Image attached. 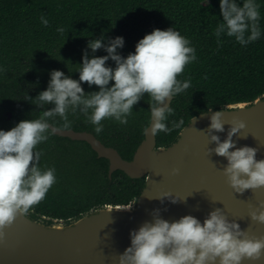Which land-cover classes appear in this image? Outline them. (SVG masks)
I'll list each match as a JSON object with an SVG mask.
<instances>
[{"label":"trees","instance_id":"1","mask_svg":"<svg viewBox=\"0 0 264 264\" xmlns=\"http://www.w3.org/2000/svg\"><path fill=\"white\" fill-rule=\"evenodd\" d=\"M257 3L262 35L241 46L226 34L217 42L215 30L223 20L220 0H0V66L5 69L0 72V129L38 118L52 107L33 103L47 89L52 70L78 79L85 51L90 57L107 55L104 48L93 53L90 40L103 35L107 43L122 36L124 47L118 51L126 57L147 33L173 27L190 39L197 59L178 76L190 79L191 87L171 102L174 114L168 118L169 127L181 117L184 125L170 134H157V145L169 146L193 116L264 94V0ZM42 15L48 26L41 23ZM60 27L63 34L57 31ZM108 63L114 66L111 60ZM82 87L86 94L99 90L87 82ZM150 103L145 93L126 125L108 118L99 134L79 109L69 112L70 127L63 128L59 117L56 126L91 131L131 159L150 123ZM37 149L42 152L41 168H55L57 177L46 197L27 213L37 220L47 217L49 223L69 224L101 208L131 204L145 184V178L133 179L122 170L110 177L109 159L99 157L84 140L53 134Z\"/></svg>","mask_w":264,"mask_h":264},{"label":"clouds","instance_id":"2","mask_svg":"<svg viewBox=\"0 0 264 264\" xmlns=\"http://www.w3.org/2000/svg\"><path fill=\"white\" fill-rule=\"evenodd\" d=\"M259 9L257 0H220L223 20L215 30L218 44L224 34L234 37L241 46L257 41L262 35ZM40 20L48 26L45 16ZM57 31L63 34L65 29L60 27ZM124 43L122 36L107 43L103 35L90 40L88 48L93 53L104 48L107 55L90 57L85 51L78 79L62 70H52L47 89L33 101L38 107H52L40 112L38 118L20 120L9 130L0 129V239L5 236L4 228L17 215L27 214L39 204L56 183L55 168H41L42 152L37 146L57 132V117L63 121L62 127L68 128L69 112L79 109L99 134L105 119L126 125L133 106L147 93L153 136L160 132L170 134L184 125L181 117L171 121L169 127L168 118L174 110L166 101L191 87L190 79H178L185 67L197 59L190 39L173 27L156 28L141 38L135 51L126 57L118 51ZM4 71L0 66V72ZM84 82L89 87L98 86L99 90L86 94ZM223 115V110L211 115L208 133L210 141L216 144L214 152L227 158L223 172L230 185L239 192L264 186V159H257L258 149L248 145L236 147L233 140L246 127L245 122L233 120L227 138L222 141L213 133L224 131L227 121ZM250 215L264 223V210H253ZM130 236L131 244L120 255V264H242L245 258L257 259L264 251V238H250L239 223L229 220L220 209L212 211L203 222L191 214L169 221L161 218L157 210L154 221L132 230Z\"/></svg>","mask_w":264,"mask_h":264},{"label":"water","instance_id":"3","mask_svg":"<svg viewBox=\"0 0 264 264\" xmlns=\"http://www.w3.org/2000/svg\"><path fill=\"white\" fill-rule=\"evenodd\" d=\"M173 98L166 102L171 105ZM222 110L227 121L224 131L213 133L222 141L227 138L231 122L243 120L246 127L233 136L235 146L256 147L257 159H264V94L251 102L211 108L193 116L169 146L157 145V135L150 132V121L131 159H125L91 131L57 127L55 134L87 141L99 157L109 159L110 177L114 171L122 170L133 179L145 178V184L128 204L133 206L129 214L119 212L120 205L108 206L69 224L17 215L3 230L0 264H120V255L131 244V231L154 221L157 210L161 218L169 221L191 214L203 222L212 211L220 209L229 220L239 223L250 238H264V223L250 215L253 210H264V186L243 192L233 189L223 172L227 158L217 155L216 144L210 141V117ZM156 192L161 202L137 211L154 203ZM53 227L63 231L48 230ZM242 264H264V251L257 259L245 258Z\"/></svg>","mask_w":264,"mask_h":264},{"label":"bare ground","instance_id":"4","mask_svg":"<svg viewBox=\"0 0 264 264\" xmlns=\"http://www.w3.org/2000/svg\"><path fill=\"white\" fill-rule=\"evenodd\" d=\"M161 202V197L159 195L158 192L155 193V201L154 203H151V204H148V205H145L144 207H139L137 209L138 210H142L144 208H148L149 206H152L154 204H157V203H160ZM129 206L128 205H122V206H119V208L117 209L119 212L121 213H127L129 214L131 212V209H126L128 208ZM48 230H53V231H63V229H61V227H53V228H49ZM68 230V229H67Z\"/></svg>","mask_w":264,"mask_h":264},{"label":"rangeland","instance_id":"5","mask_svg":"<svg viewBox=\"0 0 264 264\" xmlns=\"http://www.w3.org/2000/svg\"><path fill=\"white\" fill-rule=\"evenodd\" d=\"M48 220H49V219L46 218V219H43V220H41V221L48 222ZM53 222H57V223H58L59 221L55 220V221H53Z\"/></svg>","mask_w":264,"mask_h":264},{"label":"flooded vegetation","instance_id":"6","mask_svg":"<svg viewBox=\"0 0 264 264\" xmlns=\"http://www.w3.org/2000/svg\"><path fill=\"white\" fill-rule=\"evenodd\" d=\"M10 113V112H9ZM12 116V115H11ZM9 118H11L10 116H9ZM81 131H84V130H81ZM87 142V141H86ZM88 143V142H87ZM91 146V145H90ZM93 149V148H92ZM94 150V149H93ZM95 151V150H94ZM97 152V151H96ZM97 155H98V153H97ZM43 218H47V217H43ZM55 221V220H54Z\"/></svg>","mask_w":264,"mask_h":264}]
</instances>
